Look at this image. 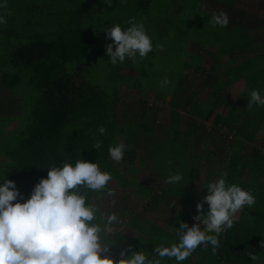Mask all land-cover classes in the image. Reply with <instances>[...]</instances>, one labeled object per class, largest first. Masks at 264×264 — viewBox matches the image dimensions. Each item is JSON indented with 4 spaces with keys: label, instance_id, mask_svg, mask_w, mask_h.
I'll return each instance as SVG.
<instances>
[{
    "label": "trees",
    "instance_id": "trees-1",
    "mask_svg": "<svg viewBox=\"0 0 264 264\" xmlns=\"http://www.w3.org/2000/svg\"><path fill=\"white\" fill-rule=\"evenodd\" d=\"M149 1H141L139 16ZM228 2L231 3L223 4L235 11L227 14L230 47L222 54L216 53L204 83H196L191 76L200 75L205 59L202 64H191L189 58L192 60L193 55L189 49L179 53L185 58V71L179 72L174 91L160 96V99L168 97L172 105L162 135L156 128L158 109L149 108L147 103L142 113L134 109L120 113L117 93L123 81L110 75L112 82L107 90L88 78L93 64L106 55V45L111 42L105 29L99 26L103 17L98 14L108 6L104 0H80L65 24L51 29L41 22L39 29H35L29 22V29L21 32L17 18L7 16V23L0 24L3 37L0 120L8 119L7 125L18 120V125L1 142V183L6 178L14 181L20 192L17 201L27 202L35 185L47 178L50 167L62 166L63 162L74 165L76 160L83 159L98 162L102 171L112 174V181L119 187L129 185L136 190L134 181L139 171L128 168L127 172L133 175L127 180L121 168L135 163L143 165L139 158L146 160L149 175L163 191L154 193L160 199L147 197L148 203L163 208L159 201L168 205L172 200L180 205L176 220L168 222L166 228L162 222L163 228L148 220L156 227L155 235H150L149 240L156 238L157 244L170 246L178 237H174L176 231L168 228H178L180 222L189 226L197 223L193 219L198 214L196 205L208 195V189L205 187L202 195L193 189L205 166L207 184L213 177L218 179L227 173V182L251 190L256 203L252 208L245 206L233 227L220 236L215 256L211 246L207 250L198 247L182 264H264V153L260 148L251 152L249 146L264 124V106L253 104L250 110L247 108L251 90H258L264 96V22L260 16L242 18L237 11V0ZM133 18L136 21L137 17L130 19ZM127 22L122 27H129ZM178 37L183 45H190L185 36ZM255 42H262L263 48L253 49ZM154 56L152 52L150 57ZM147 64L152 66L150 59ZM140 75L148 79L146 72ZM187 80L193 82L189 88L181 85ZM199 89H208L209 93L201 97ZM223 106H229L230 110L222 113ZM178 108L185 109V114L178 112ZM101 126L106 128L104 135L98 133ZM223 127L234 132L231 141L221 134ZM97 139L102 141L101 149L94 147ZM121 142L127 149L124 159L117 163L111 160L108 149ZM213 142L215 149L211 150ZM179 172L184 174L180 184L166 182L170 173ZM108 187L111 188L110 183ZM106 191L88 195L97 204L107 196ZM204 210L205 213L209 210L207 203ZM250 253L256 256L255 261ZM162 264H176V261L164 258Z\"/></svg>",
    "mask_w": 264,
    "mask_h": 264
},
{
    "label": "clouds",
    "instance_id": "clouds-1",
    "mask_svg": "<svg viewBox=\"0 0 264 264\" xmlns=\"http://www.w3.org/2000/svg\"><path fill=\"white\" fill-rule=\"evenodd\" d=\"M107 2L110 7V0ZM0 8H7L6 0ZM10 15V11L0 14V24H6V17ZM127 23L130 25L127 28L115 24L104 30L106 38L113 41L106 45L112 65L123 63L126 58L136 63L137 57L143 59L153 51L145 25L134 18ZM228 23L229 17L224 11L214 14L210 21L212 27H226ZM167 84V78L161 81V86ZM253 104L264 106V96L255 89L249 92L247 108L250 110ZM98 133L104 135L106 128L101 126ZM94 147L101 149L102 141L97 139ZM126 149L122 142L110 146L111 160L121 162ZM183 179L182 172L170 173L166 182L180 184ZM112 180V174L102 171L98 162L83 159L76 160L74 165L63 162L62 166L50 167L47 178L35 185L27 202L13 203L20 192L15 182L6 178L0 184V264H162L164 258L182 264L198 247L207 250L211 246L215 256L220 236L233 227L245 206L252 208L256 203L251 190L236 183L229 184L224 173L207 184L208 195L196 205L198 214L193 219L197 223L189 226L180 222L175 228L178 241L170 246L161 243L156 246L154 255L145 251H132L128 255L125 249L117 260L110 255L114 242L109 237H113L115 231L109 233L108 229L122 221L115 212H102L88 195L89 192L103 194L107 190V196H115L108 187ZM205 203L209 206L206 213ZM112 204L115 206V200ZM175 204L173 201L170 208ZM249 256L255 261L254 254Z\"/></svg>",
    "mask_w": 264,
    "mask_h": 264
},
{
    "label": "rangeland",
    "instance_id": "rangeland-1",
    "mask_svg": "<svg viewBox=\"0 0 264 264\" xmlns=\"http://www.w3.org/2000/svg\"><path fill=\"white\" fill-rule=\"evenodd\" d=\"M141 1L142 0H110L111 6L105 7L103 12L98 14V16L103 17L99 26L101 29H106L115 24L123 26L130 18L137 17L136 22L145 25V29L152 39L153 51L143 59L137 57L136 63L126 58L123 63H117L116 65L110 63V57L106 54L93 64L88 78L93 84L106 88L107 90L111 87L112 80L110 75L116 76L119 82L123 81L117 93L120 102V108L118 109L120 113L121 110L131 111V109L142 113L146 110L147 103L149 108L158 109L156 115V128L159 134L162 135L163 127L167 126L169 123V112L172 105L169 104L168 97L166 99H160V96L163 94L166 95L167 91H174L175 86L178 85L177 80L179 72L185 71V58L181 57L179 53L189 49V54L193 55L192 60L189 58L191 64H202L205 59L206 64L202 72H200L201 76L198 73H193L191 78L196 79V83L206 82L210 69L216 60V53L222 54L230 47L227 43V37L230 35L231 31L227 29V26L221 27L217 25L216 27H212L210 24L211 18L215 13L218 14L221 11L227 14H234L235 11L232 12L223 4L231 3L228 2L231 0H150L146 4L141 16H139L138 12L140 10ZM79 2L80 0H6L7 8H0V11H10L11 15L17 18L19 30L21 32L29 29V22L35 29H39V22L43 23L46 29H51L64 25L67 16L70 15L71 10H73L75 5ZM104 2H106L105 5H108L107 0H104ZM3 3H5V0H0V4ZM237 11H239V16L242 18L251 19L254 16H260V18H263L261 20L264 22V0H237ZM237 19L242 22L239 18ZM180 34L185 36V40L189 39V46L186 47L183 45V40L178 37ZM2 41L3 37L0 36V54ZM110 43H113V41L111 40ZM157 45H162V47H156ZM262 48V42L254 43L253 49L259 50ZM152 52H155L154 57H150ZM149 59L152 62V66L147 64V60ZM204 69L207 71H203ZM141 72H146L148 79L143 78V76L140 75ZM165 78H167L168 84L161 86V81ZM191 82L192 81L187 80L181 83V85L189 88L192 85ZM199 92L201 97H205L209 93L208 89L203 91L199 89ZM177 110L181 114H185V109L178 108ZM229 110V106H223L222 108V111L225 113ZM20 117H22V115H20ZM3 120L4 119L0 120V147L1 142L12 134L11 129H14L18 125V120L12 121L9 125H7L8 119ZM263 129L262 127L258 131L255 139L249 142V144L254 145L256 140L259 142L260 139H258V137L261 135V130ZM143 134H145V132H143ZM221 134L225 136L223 130ZM148 142H152V139L149 138ZM214 144L213 142L210 147L211 150L215 149ZM262 150L264 153L263 148ZM224 156H226V153ZM138 160L141 161L140 163L143 165L135 163L134 165L131 164L121 168L127 180L131 179L133 175L127 172L128 168L133 167L139 171L140 174L137 173V175L139 174L137 176V181H134L136 190L129 185L125 188H121L115 182H110L111 189L118 192H121L123 189L125 192H133V190H135L136 193L139 191L144 198L155 196L157 199H160L161 196L151 193L152 191L154 193L163 191L160 189L159 183L150 176L151 173L148 169V163L146 160H140V158ZM2 168L3 162L0 158V184H2ZM216 179L217 177H213L212 181ZM144 184L147 188L143 186ZM206 184L207 168L204 166L200 171L199 180L195 181V191L199 195H202L205 191ZM143 197H131L129 194H123V197H121L123 202H115V206H124L123 204H126L125 200L129 202L127 203L128 205H135L136 203L141 204L140 200L144 199ZM107 200L106 198V201ZM16 202L24 203L22 201H14L13 203ZM159 202L163 204V208L160 204L152 207L147 200V203H145L147 208L143 209L145 208L143 207L141 209L145 216H160L161 221H163L162 225L166 228V220L173 218L175 215L171 214V212H174L175 208L178 214L179 209L175 204V206L167 210L168 205L163 201ZM108 204V206L113 207L111 200H108ZM111 207H107V209ZM155 219L159 221L158 218ZM162 225L160 224L161 228H163ZM168 229L172 232L176 231L175 229ZM144 234L149 239L151 233L145 231Z\"/></svg>",
    "mask_w": 264,
    "mask_h": 264
},
{
    "label": "crops",
    "instance_id": "crops-1",
    "mask_svg": "<svg viewBox=\"0 0 264 264\" xmlns=\"http://www.w3.org/2000/svg\"><path fill=\"white\" fill-rule=\"evenodd\" d=\"M222 113H225L221 110ZM227 113V112H226ZM264 128V124L260 127ZM259 129V130H260ZM259 142L256 140L254 145L249 144L250 148H251V152L254 148H260V149H264V129L261 130V135H259L258 137ZM150 144V143H149ZM227 155V154H226ZM113 182V181H111ZM195 185V184H194ZM111 186V185H110ZM195 191V189H193ZM115 192V196L113 197H109L106 196L105 198L101 199L100 201H98L97 205L100 208V210L104 213H111L112 211L115 212L118 217L120 218V220L122 221V224L120 225H115L112 226L108 229V232L111 233L113 231H115V233H113V237H109L110 239L113 240L114 244L111 245L110 247V255H112L113 257H115L117 260H119L120 257V252L128 249V255H131L132 251H145L149 254L154 255L155 254V248L156 246H159L160 243H156V238H154V240H149L144 232L148 231L151 233V235H155V228L156 227H160V224L163 221H161L160 216H152V215H144L142 212V209H146L147 206H145V203H147V198L141 199V204L136 203L135 205H128L127 203H129L128 201L125 200L126 204H123L124 206H108V200H115V202H123V199H121V197H123V194L125 195H130L131 197H139L141 198L142 195L140 193H136V192H125L124 189L121 190V192L118 191H114ZM117 193V196H116ZM152 194H154V192H151ZM197 193V192H196ZM106 198L108 199L106 201ZM172 204V200H170V203L168 204V207H170V205ZM176 205L178 206L179 209V204L176 203ZM111 207L108 208L107 207ZM112 209V211H111ZM139 209V210H137ZM179 212V211H178ZM171 214H175L173 216V218L176 216L177 214V210H175L174 208V212L172 211ZM239 216V213L238 215ZM149 218V219H148ZM155 218H158L159 221H157ZM173 218H170L168 220H166L165 225H168V222L173 221ZM139 220H140V224H139ZM148 220H151L153 222V226L152 224H149ZM176 220V219H174ZM174 237L177 238L176 235H174ZM171 244V242H170ZM131 246V247H130Z\"/></svg>",
    "mask_w": 264,
    "mask_h": 264
},
{
    "label": "built area",
    "instance_id": "built-area-1",
    "mask_svg": "<svg viewBox=\"0 0 264 264\" xmlns=\"http://www.w3.org/2000/svg\"><path fill=\"white\" fill-rule=\"evenodd\" d=\"M223 132L229 137L230 140H232L235 136L234 132L230 131L227 127H223Z\"/></svg>",
    "mask_w": 264,
    "mask_h": 264
}]
</instances>
